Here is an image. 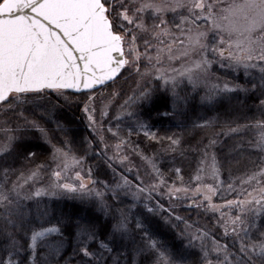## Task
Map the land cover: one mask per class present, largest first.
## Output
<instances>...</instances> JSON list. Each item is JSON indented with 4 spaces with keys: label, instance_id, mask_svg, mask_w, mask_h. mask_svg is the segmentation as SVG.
Wrapping results in <instances>:
<instances>
[{
    "label": "snow or ice",
    "instance_id": "snow-or-ice-1",
    "mask_svg": "<svg viewBox=\"0 0 264 264\" xmlns=\"http://www.w3.org/2000/svg\"><path fill=\"white\" fill-rule=\"evenodd\" d=\"M213 64L245 83L214 77ZM132 71L121 103L112 86ZM184 87L210 111L235 102L224 120L194 122L203 135L188 147L135 111L162 91L165 115H187ZM73 106L92 137L78 144L57 119ZM90 154L109 179L85 172ZM65 199L103 219L64 211ZM0 264H264V0H0Z\"/></svg>",
    "mask_w": 264,
    "mask_h": 264
},
{
    "label": "trees",
    "instance_id": "trees-1",
    "mask_svg": "<svg viewBox=\"0 0 264 264\" xmlns=\"http://www.w3.org/2000/svg\"><path fill=\"white\" fill-rule=\"evenodd\" d=\"M170 18V14H168L167 19L170 20ZM175 20L178 22V18ZM211 69L213 72H216L220 78H226L235 83H245L246 78L242 70L233 71L225 67L218 68L215 64L211 67ZM254 74L257 77L259 76L258 72H255ZM125 77H127V79H125ZM135 78L136 74L134 71H132L131 74H129V72H125L124 76H122L117 83L112 86L118 88V85L120 84L119 87L122 92L121 100L129 92ZM257 83H259L258 79ZM112 87L108 89H111ZM155 87L156 82L154 81L152 88ZM180 95H188L189 97L187 104L179 110L186 112L187 115H165V113L172 112V101L162 91H156L151 101L141 103L137 113L139 114L141 120L147 123L149 130L157 133L159 136L173 135L174 133L183 136L185 139V147H188L189 142L194 143L195 139H199V137L203 135L200 130L193 127L194 122H201L199 119L200 117L209 118L219 115L220 119L224 120L227 118L225 113L231 112L232 108L235 107V102H233V105L231 106L225 104L220 106L217 111H210L205 106L200 104L199 95L193 93L189 87L182 88L180 90ZM193 96H195V99L192 98ZM242 98L243 96H241V99ZM249 103L251 104L252 101L249 100ZM249 114L251 115V113ZM57 119H59L62 124L71 130L69 137L74 138L77 144L85 137H88L89 139L92 138L78 107L73 106L71 108L65 107L61 109L57 113ZM45 127L54 129L55 124L45 125ZM56 135L60 136L61 134L56 133ZM133 139L139 141L142 147H146L149 144L146 138L133 136ZM29 141L34 151L43 154L40 156V159H44V157L48 154L49 146L42 138L39 137V134L30 136ZM156 147L158 148L159 145H156ZM225 152H228L227 148H225ZM245 155H247V153ZM84 167L86 171L89 167H91L93 169V178L97 180L109 179L111 176L110 171L106 169L103 161L91 154L88 156ZM225 176H227V173H225ZM58 207L66 212L82 213L86 218H95L96 216H99L101 220L103 219L102 214L97 213L94 208L81 204L76 200L65 199L60 202ZM179 214L184 215L191 220H199L201 224H209V219L207 217L204 215H198L197 212H194L192 209L183 208L179 211ZM153 223L159 233V237L162 240L173 244L176 247H181V240L178 238V234L175 229L171 228L170 225H166L160 217H154Z\"/></svg>",
    "mask_w": 264,
    "mask_h": 264
},
{
    "label": "rangeland",
    "instance_id": "rangeland-1",
    "mask_svg": "<svg viewBox=\"0 0 264 264\" xmlns=\"http://www.w3.org/2000/svg\"><path fill=\"white\" fill-rule=\"evenodd\" d=\"M170 14V21H172L173 19H177L178 18V21H179V17L178 16H176V17H174L173 16V14H171V13H169ZM149 23H151V21H149ZM171 26V25H170ZM209 37H210V39H211V34H209ZM214 65V64H213ZM215 66L216 67H218V68H228L227 66H224V67H221V65L220 64H215ZM210 72L212 73V75L214 76V77H220V76H218V74L216 73V72H213L212 71V69H210ZM222 80H228V79H224V78H221ZM138 80H140V78L138 77V76H136V78L134 79V82H133V85L130 87V89H129V92L123 97V99L124 98H126V96H129V95H133V92H134V90H136L137 89V81ZM155 80H152L151 82H149L147 79H145V80H143V81H140V83H141V85H143V86H145V87H148V88H152L153 87V82H154ZM228 81H230V80H228ZM120 84L118 85V88H116L115 86H114V88H116L117 90H120ZM112 90V88L111 89H105V91L107 92V91H111ZM123 99L122 100H120L119 102H123ZM141 106V104H139L137 107H136V109H135V111H137L138 112V109H139V107ZM86 122V121H85ZM85 172H86V170H85ZM194 212H197V210H195V209H192ZM212 222H214V221H212Z\"/></svg>",
    "mask_w": 264,
    "mask_h": 264
}]
</instances>
